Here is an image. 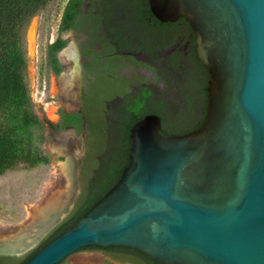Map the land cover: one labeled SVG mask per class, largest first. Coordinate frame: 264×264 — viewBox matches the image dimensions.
I'll use <instances>...</instances> for the list:
<instances>
[{"label":"water","instance_id":"obj_1","mask_svg":"<svg viewBox=\"0 0 264 264\" xmlns=\"http://www.w3.org/2000/svg\"><path fill=\"white\" fill-rule=\"evenodd\" d=\"M147 1L159 22L191 28L208 74L205 120L169 136L158 115L136 122L116 184L25 264L88 247L159 264H264V0Z\"/></svg>","mask_w":264,"mask_h":264},{"label":"trees","instance_id":"obj_2","mask_svg":"<svg viewBox=\"0 0 264 264\" xmlns=\"http://www.w3.org/2000/svg\"><path fill=\"white\" fill-rule=\"evenodd\" d=\"M49 1L0 0V176L20 167L32 169L49 164V156L43 148L48 138L47 127L30 97L26 58V31L30 20ZM85 1L89 2L66 0L57 35L45 46L44 60L49 74H61L57 54L67 45L61 34L69 30L84 32L89 46L99 44L102 47L101 51L89 55L82 46L83 55L90 60L85 69L94 82L84 97L82 111L66 113L59 109L55 124L56 132L67 126H73L79 132L85 118L92 141L81 164V176L89 178L83 183L69 216L36 249L15 264H25L42 247L75 224L116 184L127 164L129 130L136 122L148 114L158 115L160 133L169 136L198 130L205 120L208 74L197 58L194 39L189 37L191 31L185 19L161 23L151 14L147 0H95L96 15H92V9L83 14ZM105 30L121 53L140 52L149 57L152 63L137 64L154 73L161 84V92H155L142 77L132 83L136 84V89L131 91L128 84L132 81L115 76V69L120 66L113 62L111 49H104L105 45H110L102 35ZM177 34L185 36V41L189 42L185 59L191 69L185 82L174 77L171 71L182 60L180 55L176 52L164 55L169 47L166 42ZM129 60L135 63L131 58ZM193 104L204 107L203 115L198 126L185 129L179 123L191 114ZM85 249L107 251L135 264H159L131 249L88 247L80 250Z\"/></svg>","mask_w":264,"mask_h":264},{"label":"rangeland","instance_id":"obj_3","mask_svg":"<svg viewBox=\"0 0 264 264\" xmlns=\"http://www.w3.org/2000/svg\"><path fill=\"white\" fill-rule=\"evenodd\" d=\"M65 3L66 0H50L45 8L30 20L26 31L28 87L31 100L47 127L48 138L43 148L49 156V164L32 169L20 167L0 176V247L5 245L16 247L19 252L9 254L13 255V262L21 260L36 249L51 231L69 216L83 188V182L81 190L79 187L78 167L82 145L78 144L77 153H73L75 154L73 163L76 156V169L73 168L74 179L72 180L61 164L70 159L64 138L75 137V135L71 129L62 132L55 131L59 109L66 112L78 109L69 100L71 93L69 91V72L73 63L66 57L68 50L64 56L60 51L57 57L62 66V72L60 75L54 76L46 71L44 60L45 46L48 42H52L57 35ZM61 37L67 41L65 50L74 43L79 48L80 35L66 32L62 33ZM126 67L127 65L116 67L115 76L120 77L118 69H123L122 72L130 80L134 81L135 78L142 77L155 92H161V84L155 75L154 79L151 78L146 67H134L131 70ZM80 77L83 83L84 76L80 75ZM77 139L80 142L79 135H77ZM80 179L83 180V177L80 176ZM70 201L71 205L68 211L63 214L64 207ZM58 215H62L61 219L46 228L50 222L56 221ZM59 264L135 263L107 251L85 249L71 254Z\"/></svg>","mask_w":264,"mask_h":264},{"label":"flooded vegetation","instance_id":"obj_4","mask_svg":"<svg viewBox=\"0 0 264 264\" xmlns=\"http://www.w3.org/2000/svg\"><path fill=\"white\" fill-rule=\"evenodd\" d=\"M96 6H97V2L95 0H91V1L89 0V2L85 1L82 4V13L86 14V12L89 9L90 10L92 9V11H91L92 15H96V13H97V10H96L97 7ZM186 23H187V21H186ZM187 25L190 28L188 23H187ZM190 31H191V28H190ZM67 32L68 33L73 32V33L81 36V41H80L81 48H80V46H79V48H77L76 44L74 43L75 51H76V55H77V59H78V83H77V99H76L77 100L76 108H78V109L76 111H73V112H66L63 110L66 113H75V112H81L82 111L84 97L88 94V91L90 90V87H91L92 83L94 82V78L89 76L87 70L85 69V66L87 64H89L90 60L88 57L83 55L82 46L85 47L84 49L88 50L89 55L94 54V52H96V51L97 52L101 51L102 47L99 44H94V45L89 46L87 44L88 43L87 36L85 35L84 32L78 33L74 30H69ZM102 35H104V39H105L106 43L110 44L109 46L105 45L104 49H106L107 51H109V49H111L112 52L110 55L111 56L113 55V57H114L113 62L116 63V66L117 65L118 66L119 65L120 66L121 65L122 66L127 65L126 68H129L131 70V69H134V67H144L141 64L140 65L137 64V62L142 63V64L152 63L151 61H149L148 56H146L145 54H142L140 52H138V53H129V52L128 53H121L119 51V49L117 48V45L115 43H113V40L108 36L109 33L106 30L102 33ZM189 37L190 38L193 37L194 48H195V37H194L192 31H191V34L189 35ZM166 43L169 45V47H167L168 49L165 50L164 55H170L171 53L176 52V54L180 55V58L182 59V60L178 61V63L175 66L176 68L171 69L173 76L177 77L180 81L185 82V78L187 77L188 70L190 71V69H191L189 61H187L185 59L187 57L188 50H189V42L185 41V36H180V34H177L174 38L168 39V41ZM108 55L109 54H107L106 56H108ZM118 57H121V59H117ZM129 58H131L133 61H135V63H133L131 60H129ZM153 67H154V65H153ZM122 71H123V69H118V72L121 74L120 78L129 79ZM147 71L150 73L151 78L154 79V73L149 69ZM80 75L84 76V82L83 83H82ZM136 79L137 78H135L134 81H136ZM129 81H132L128 85L131 88V91H134L136 89V84H132L134 82L133 80L129 79ZM206 104H207V98H206ZM203 111H204L203 106L197 107L196 104H193L191 114L188 115L183 122H180L179 125L185 129L195 128L200 123L201 117L203 115ZM66 129H71L75 135V138H77V135L80 136V145H82L81 146L82 153H81L80 159L78 161V167H79V187L81 190V183L82 182L86 183V181L89 178V177H84L83 180H81L80 176H81L82 161L86 157L87 147H88V145H90V143L92 141L91 129L89 128L84 117H83V122L81 124V130L79 132H76V130L73 126H67L64 130H66ZM79 149H80V146H79ZM13 260H14L13 255L4 254V253L0 252V264H15V262H13Z\"/></svg>","mask_w":264,"mask_h":264},{"label":"bare ground","instance_id":"obj_5","mask_svg":"<svg viewBox=\"0 0 264 264\" xmlns=\"http://www.w3.org/2000/svg\"><path fill=\"white\" fill-rule=\"evenodd\" d=\"M67 50H68V54H66V57L73 63V67L69 72V77H70L69 78L70 79L69 80V84H70V90L69 91H71V93L69 95V98H70L69 100L72 101L74 105H76V102H77V100H76L77 99V83H78V59H77L75 47L73 44H72V46H70L66 50H65V48L62 50V56H64V54L66 53ZM64 141L66 143V151L69 153L70 159L68 160V162L63 163L61 165H62V168L66 170L65 172H68L70 175V178H72V180H73L74 179L73 178V174H74L73 168L76 169V164H75L76 163L75 162L76 156L74 157V163H73V156L77 153L78 144L80 145V142L75 137H66V138H64ZM73 153H75V154H73ZM70 202L68 203V205L66 207H64L63 213L68 208V206L70 205ZM60 216L61 215L56 216V220ZM54 222H50L48 224V227ZM48 227H46V228H48ZM0 252L1 253H10V252H19V251L16 250V247H14V246H6L5 245V246L0 247Z\"/></svg>","mask_w":264,"mask_h":264}]
</instances>
